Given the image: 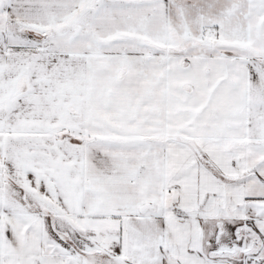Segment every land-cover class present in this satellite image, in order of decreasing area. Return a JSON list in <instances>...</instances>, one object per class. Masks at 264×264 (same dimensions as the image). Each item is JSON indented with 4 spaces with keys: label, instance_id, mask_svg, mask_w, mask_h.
<instances>
[{
    "label": "snow or ice",
    "instance_id": "snow-or-ice-1",
    "mask_svg": "<svg viewBox=\"0 0 264 264\" xmlns=\"http://www.w3.org/2000/svg\"><path fill=\"white\" fill-rule=\"evenodd\" d=\"M0 264H264V0H0Z\"/></svg>",
    "mask_w": 264,
    "mask_h": 264
}]
</instances>
